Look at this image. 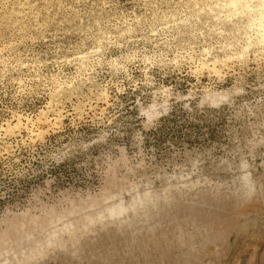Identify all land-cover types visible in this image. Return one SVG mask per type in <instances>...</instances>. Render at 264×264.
<instances>
[{
    "label": "rangeland",
    "instance_id": "obj_1",
    "mask_svg": "<svg viewBox=\"0 0 264 264\" xmlns=\"http://www.w3.org/2000/svg\"><path fill=\"white\" fill-rule=\"evenodd\" d=\"M216 2L0 0V264H264V50Z\"/></svg>",
    "mask_w": 264,
    "mask_h": 264
},
{
    "label": "bare ground",
    "instance_id": "obj_2",
    "mask_svg": "<svg viewBox=\"0 0 264 264\" xmlns=\"http://www.w3.org/2000/svg\"><path fill=\"white\" fill-rule=\"evenodd\" d=\"M213 7V9L207 7L209 13L213 15L211 20L214 21V26L209 28L215 29L216 34L223 35V26L230 24L232 27L227 40L224 43H219V50L224 54V61L231 58L229 53L233 49L237 52L232 55L240 58L253 48L264 50V0H217ZM215 10L216 12H214ZM213 52L212 44L203 49L200 66L205 67L210 63L213 71H217L216 67L220 63L217 55ZM189 56L193 59L192 54ZM206 67L208 68V66Z\"/></svg>",
    "mask_w": 264,
    "mask_h": 264
}]
</instances>
